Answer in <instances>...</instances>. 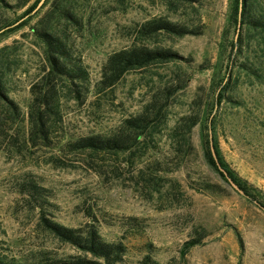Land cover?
Wrapping results in <instances>:
<instances>
[{
	"label": "rangeland",
	"instance_id": "rangeland-1",
	"mask_svg": "<svg viewBox=\"0 0 264 264\" xmlns=\"http://www.w3.org/2000/svg\"><path fill=\"white\" fill-rule=\"evenodd\" d=\"M233 3L89 0L92 24L82 37V51L92 87L80 99L63 92L53 146L29 139L31 85L42 66L41 49L31 35L35 19L0 34V47L14 45L6 53L16 60L9 72L10 95L21 109L17 121L0 128V251L8 259L42 264L80 253L44 226L38 205L43 203L48 218L67 226L92 222L95 215L105 239L127 246L119 264H264V208L227 184L206 161L201 145L205 124L216 119L222 152L264 197V33L244 25L242 51L233 52ZM255 3L264 12V0ZM22 11L0 10V18L14 20ZM153 18L196 33L142 34V25ZM133 44L171 49L184 58L133 69L99 91L104 59ZM222 81H229L231 97L215 111ZM155 98L165 102L164 110L132 150L94 153L64 146L81 135L112 133ZM197 112L202 122L190 133L191 146L173 154L171 129L182 116ZM198 181H204L203 190L193 187ZM29 182L43 190L29 194ZM197 235H205L203 242L182 254L183 244ZM148 255L151 262L145 260Z\"/></svg>",
	"mask_w": 264,
	"mask_h": 264
},
{
	"label": "trees",
	"instance_id": "trees-1",
	"mask_svg": "<svg viewBox=\"0 0 264 264\" xmlns=\"http://www.w3.org/2000/svg\"><path fill=\"white\" fill-rule=\"evenodd\" d=\"M39 0H0V10L17 12L23 10L18 18H0V34L15 32L31 24V35L39 45L42 66L37 80L32 82V101L29 108V139L33 143L41 140L46 146H53V131L62 120L63 92L77 99L92 87L90 70L82 51V37L92 24V15L87 6L89 0H46L44 5L32 13ZM256 0H234L229 14V22L240 30L244 25L259 29L264 33V12L256 5ZM160 31L185 35L196 33L195 29L180 25L167 18H153L140 28L144 35H151ZM25 36L29 33L24 32ZM95 34V33H94ZM233 52L242 51L244 38L239 31L237 37L230 42ZM14 45L7 44L0 47V128L7 122H15L21 115L19 104L10 95V69L15 59L7 57L6 53ZM184 58L178 52L165 48H150L146 45L133 44L110 52L101 66V79L96 86L104 91L117 82L129 71L144 67L158 61L178 60ZM229 81L219 84L216 95L217 107L231 97L227 93ZM183 88L182 86L178 89ZM178 89H175L177 91ZM174 92L166 93L168 99ZM154 102V103H153ZM138 115L125 118L118 129L110 134H86L75 137L64 143L70 151H89L94 153H119L132 150L140 141L145 131L155 123L164 110V103L156 99ZM216 107V106H215ZM10 120V121H9ZM202 122L200 112L182 116L171 129V144L173 154L183 151V146H191L190 133L194 126ZM212 129L213 142L221 165L229 176L244 190L245 194L264 208V197L253 189V185L242 177L230 164L220 147L217 135L216 119L211 118L205 124L201 138L204 158L218 175L227 183L229 181L223 171L219 169L211 151ZM178 144V145H177ZM170 170V169H169ZM27 192L39 194L43 187L29 182ZM204 181H198L193 187L203 190ZM40 207L41 220L44 226L60 241L70 244L80 253L64 257L50 258L42 264H119L124 261L127 246L122 241H110L103 237L93 215V221L77 227L61 224L50 219L45 214L43 203ZM96 220V221H95ZM205 235L193 236L183 244L182 254L203 242ZM243 245V239L239 236ZM151 262V257H145ZM149 260V261H148ZM0 264H24L8 257L0 251ZM41 264V263H34Z\"/></svg>",
	"mask_w": 264,
	"mask_h": 264
},
{
	"label": "water",
	"instance_id": "water-1",
	"mask_svg": "<svg viewBox=\"0 0 264 264\" xmlns=\"http://www.w3.org/2000/svg\"><path fill=\"white\" fill-rule=\"evenodd\" d=\"M46 0H39L37 6L34 8V10L32 11V13H36L45 3ZM240 27H241V24L238 25V29H237V34H236V37L238 36L239 34V31H240ZM217 109V105L215 107V111ZM210 134H211V151H212V154H213V157L217 163V166L219 167V169L221 171H223L229 181V185L236 191H239L240 193L242 194H245L244 190L240 188V186L229 176V174L227 173V171L225 170V168L221 165L220 161H219V158H218V155H217V152H216V149H215V146H214V142H213V135H212V129H210ZM246 195V194H245Z\"/></svg>",
	"mask_w": 264,
	"mask_h": 264
}]
</instances>
